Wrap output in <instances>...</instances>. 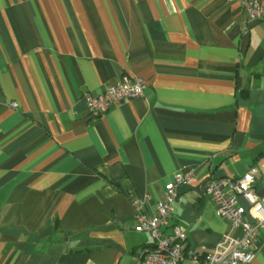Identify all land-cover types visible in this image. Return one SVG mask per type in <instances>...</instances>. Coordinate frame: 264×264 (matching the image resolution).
I'll return each mask as SVG.
<instances>
[{"label": "crops", "instance_id": "1", "mask_svg": "<svg viewBox=\"0 0 264 264\" xmlns=\"http://www.w3.org/2000/svg\"><path fill=\"white\" fill-rule=\"evenodd\" d=\"M123 74L144 97L89 115ZM252 168L264 196V19L235 0H0V264H136L152 241L130 195L151 214L194 169L164 229L189 264L241 236L207 183Z\"/></svg>", "mask_w": 264, "mask_h": 264}, {"label": "built area", "instance_id": "2", "mask_svg": "<svg viewBox=\"0 0 264 264\" xmlns=\"http://www.w3.org/2000/svg\"><path fill=\"white\" fill-rule=\"evenodd\" d=\"M247 19H264V0H235ZM146 84L143 79L128 74L120 76L115 85L109 86L96 96H86V108L92 117L106 114L116 103L144 97ZM16 108V103H11ZM256 169L252 168L242 177L232 179H211L205 188L207 197L215 207L218 217L227 220L232 231L241 230L240 237L225 234L214 248L203 256L190 254L189 264H249L258 250L260 229L264 228V196L254 191ZM195 170L178 172L165 184L163 198L157 202L154 211H144V202L130 195L134 209V231L148 233L150 245L142 248L136 264H183L184 242L181 229L173 228L170 235L164 229L173 216V205L178 188L195 181ZM243 199L248 207L238 201Z\"/></svg>", "mask_w": 264, "mask_h": 264}]
</instances>
